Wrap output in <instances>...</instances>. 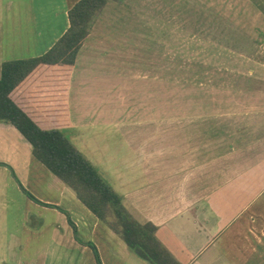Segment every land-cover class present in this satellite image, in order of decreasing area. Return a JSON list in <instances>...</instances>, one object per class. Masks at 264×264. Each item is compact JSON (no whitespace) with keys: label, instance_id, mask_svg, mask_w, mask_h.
<instances>
[{"label":"crops","instance_id":"1","mask_svg":"<svg viewBox=\"0 0 264 264\" xmlns=\"http://www.w3.org/2000/svg\"><path fill=\"white\" fill-rule=\"evenodd\" d=\"M79 1L0 0V77L4 63L48 53L70 28L69 12ZM91 35L70 76L67 116L43 127L63 129L128 212L157 227V240L178 264H264V137L252 136L264 134V126L249 129L251 143L243 153L234 150L231 161L208 160L195 170L177 173V160H134L129 144L121 146L127 158H115L108 138L113 64L102 55L97 34ZM263 55L264 45L256 67L264 68ZM259 103L254 107L262 111L255 114L264 118ZM18 181L57 209L29 199ZM88 243L97 247L102 264H150L35 158L15 127L0 122V264H97Z\"/></svg>","mask_w":264,"mask_h":264},{"label":"rangeland","instance_id":"2","mask_svg":"<svg viewBox=\"0 0 264 264\" xmlns=\"http://www.w3.org/2000/svg\"><path fill=\"white\" fill-rule=\"evenodd\" d=\"M90 22L82 48L95 32L113 64L115 158L129 144L134 160L195 170L245 152L249 129L264 126L254 107L264 109V68L253 61L264 0H105Z\"/></svg>","mask_w":264,"mask_h":264},{"label":"trees","instance_id":"3","mask_svg":"<svg viewBox=\"0 0 264 264\" xmlns=\"http://www.w3.org/2000/svg\"><path fill=\"white\" fill-rule=\"evenodd\" d=\"M105 0H81L69 12L70 28L45 55L6 62L0 77V122L15 127L32 145L33 155L72 188L79 200L150 264H178L156 238L157 227L142 224L126 209L123 198L57 125L68 114L66 96L77 56L94 14ZM16 178L15 173L13 172ZM23 192L45 207L18 181ZM72 223V222H71ZM74 229L75 225L72 223ZM102 264L97 247L87 244Z\"/></svg>","mask_w":264,"mask_h":264}]
</instances>
